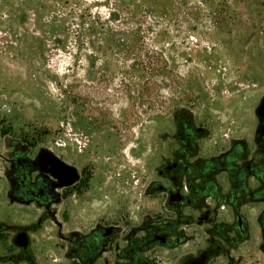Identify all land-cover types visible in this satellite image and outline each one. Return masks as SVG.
<instances>
[{
    "label": "rangeland",
    "instance_id": "374dc122",
    "mask_svg": "<svg viewBox=\"0 0 264 264\" xmlns=\"http://www.w3.org/2000/svg\"><path fill=\"white\" fill-rule=\"evenodd\" d=\"M263 33L264 0H0V148L26 138L93 170L102 200L81 216L120 228L175 112L238 120L243 53ZM56 231L43 264H72ZM238 257L264 264L247 244Z\"/></svg>",
    "mask_w": 264,
    "mask_h": 264
},
{
    "label": "flooded vegetation",
    "instance_id": "af4514ba",
    "mask_svg": "<svg viewBox=\"0 0 264 264\" xmlns=\"http://www.w3.org/2000/svg\"><path fill=\"white\" fill-rule=\"evenodd\" d=\"M258 39L243 53L238 120L216 126L193 103L175 112L136 181L137 216L125 206L120 228L81 216L101 196L93 170L26 138L0 148V264L48 262V222L72 264H240L244 244L264 256V33Z\"/></svg>",
    "mask_w": 264,
    "mask_h": 264
}]
</instances>
